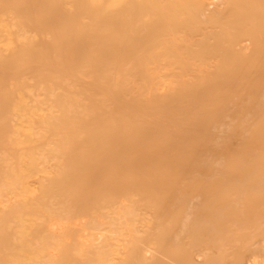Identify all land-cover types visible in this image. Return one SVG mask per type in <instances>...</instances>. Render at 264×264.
I'll use <instances>...</instances> for the list:
<instances>
[{"label":"bare ground","instance_id":"obj_1","mask_svg":"<svg viewBox=\"0 0 264 264\" xmlns=\"http://www.w3.org/2000/svg\"><path fill=\"white\" fill-rule=\"evenodd\" d=\"M0 264H264V0H0Z\"/></svg>","mask_w":264,"mask_h":264}]
</instances>
